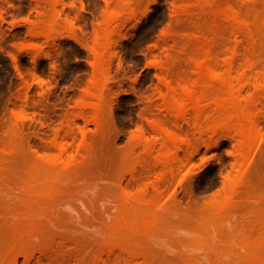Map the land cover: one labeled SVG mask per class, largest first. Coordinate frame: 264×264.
<instances>
[{
	"label": "rangeland",
	"instance_id": "obj_1",
	"mask_svg": "<svg viewBox=\"0 0 264 264\" xmlns=\"http://www.w3.org/2000/svg\"><path fill=\"white\" fill-rule=\"evenodd\" d=\"M260 1L230 0L251 22L260 19L258 10L264 14ZM202 16L188 0H0V171L30 166L36 150L48 153L56 139L69 142L67 161L79 171L55 187L34 184L24 172H0V264H264V106L256 112L263 137L243 159L234 133L208 135L206 120L199 133L193 114L181 117L166 97L167 82L193 74L184 59L195 39L200 33L212 37ZM222 21L228 36L221 34L225 49L218 46L228 53L237 38L226 28L231 21ZM263 34L254 52L246 41L240 47L241 58L252 55L261 69ZM95 80L109 89L102 125L81 117L100 102L87 95ZM153 122L166 124L178 138L169 142ZM167 141L168 171L157 158ZM49 190L62 196L36 207L35 197ZM144 193L155 199L154 216L146 235L128 241L116 228ZM41 212L49 231L45 226L40 233L48 231V238L38 232L33 237L35 230L22 242L14 223Z\"/></svg>",
	"mask_w": 264,
	"mask_h": 264
},
{
	"label": "bare ground",
	"instance_id": "obj_2",
	"mask_svg": "<svg viewBox=\"0 0 264 264\" xmlns=\"http://www.w3.org/2000/svg\"><path fill=\"white\" fill-rule=\"evenodd\" d=\"M193 1H195L196 4L201 9V12L203 15L201 19L204 22V23L202 22L203 24H201V25L207 26V29L208 28L210 29V31L212 33V37L209 35L210 36V38H209V36L208 37L204 36L205 33H203V34L200 33V35H199L200 37H198V39H195L197 41L194 40L196 42V44H194L195 45L194 48L191 49L190 52H187V53H189L188 55L185 54V56H187V58L184 59L187 63V66L190 67L189 70L190 69L192 70L193 74H190V75L191 76L194 75V78H192L191 76H189L187 74L182 77V75L180 74L181 77H179L180 79L177 80V82H173V80H170L171 82H167V84L165 83L167 86L166 89L168 90L167 91L168 95L166 96L168 98L167 101H169V103L170 102L172 103L175 110L180 115H182L181 117H183L187 114H193V116H194L193 119H195L194 125L199 130V133H200V131L203 132V129H204L203 122L205 120L208 122V124L206 125L207 130H205V129L204 130L206 131V133H208V135L210 134L212 136H215V135H219V134L225 135V134H233L234 133L239 139L240 149L242 152V154L240 153L241 158L245 159L247 157L248 153H249V155L252 153L253 149H255V147L257 146V143L259 144L258 141H261L259 139H262L261 137H263V131L261 128V123L259 122V120L257 118L256 112H258V111L263 112L261 107L263 108V106H264V70H262L264 68H263V66H262V69L260 68L261 66L259 67L258 62H257L259 59H254L255 57L253 58L252 55H251L252 57L250 55H249L250 57H246L247 56L246 55L245 58L243 57L244 59L241 58V56H243V55L240 54V51H241L240 47H241L242 43L244 41H246L249 44L248 47L251 46V51H253L252 49H254V48L256 49L255 44L256 45L258 44V42H259L258 40L260 38L261 33L262 32L264 33V23L263 24L259 23L260 20H261V22L262 21L264 22V18H263L264 16L261 17V15L263 14V12H261V11H263V9L260 10V12H259V10L257 12L258 15H260L262 13L260 15V17L258 15L256 17V18H258V17L260 18L258 20L259 22L258 21L257 22H251V21H253V19L251 21H249V20H247L248 19L247 16L244 15L245 18L242 17L241 16L242 13H240V12L238 13V11L235 10V9H237V8H235L236 5L234 4L235 6L233 7V4L230 2V0H188V2H191V3ZM261 1H263V0H261ZM256 2H257V0H256ZM256 2L254 3V5L258 4ZM263 8H264V6H263ZM238 10H239V8H238ZM119 16L120 15L117 14V16L115 15L114 17H112L110 20V23H114L115 20H118ZM261 18H263V19H261ZM222 19H225L226 21H231V22L226 24V28H228L227 26H229L231 28L230 31H233V33L230 32L229 34L232 33V35L234 34L235 36L234 35L233 36L237 38V41H236L237 45H235V47L233 46L234 48L231 47V49H228L229 50L228 53L224 52L225 50L221 49L223 46V44H222L223 42H221V39H222L221 34L223 33V25H224V23H222L223 22ZM255 20H257V19H255ZM204 26H203V28H204ZM203 28H201V29H203ZM226 30H227V32L229 31L228 29H226ZM226 30H224V31H226ZM201 34H202V36H201ZM223 34L226 35V33H223ZM226 36H228V35H226ZM236 38H234V39H236ZM238 38H241V39H238ZM263 38L264 37H262V40H263ZM223 39H226V38L224 37ZM226 40H224V41H226ZM194 41H193V43H194ZM229 41H231V40L229 39ZM229 41L228 42L226 41L227 43H229V45H227V46H231V44H230L231 42H229ZM219 42H221V44H222V45L220 44L221 48H219V46H218ZM261 44H263V43H261ZM191 46H192V44H191ZM225 46H223V49H225L224 48ZM187 47H186V49H187ZM216 47L219 48L220 50H222L223 53H225V57H224L223 53H222L223 55H221L224 57V58L222 57L223 59L220 57V53L216 50ZM249 49L250 48H248V51H249ZM187 51H189V50L187 49ZM226 51H227V49H226ZM251 51L249 53H252ZM183 58H185V57H183ZM258 58H260V57H258ZM242 59H243V63L241 64L239 62ZM262 60L264 62V59H261V61ZM221 61L226 67V68L224 67L225 71L222 73L220 72L221 68L219 69ZM182 62H183V60H182ZM222 63H221V65L223 67ZM237 64L242 65V66H240L241 68H239V69H241L240 71L239 70L236 71ZM261 64L263 65V63H261ZM182 65L183 64H181L180 66H182ZM257 65H258V68L261 69V71L257 70ZM183 66H186V65H183ZM184 68H186V67H184ZM189 70H186V71L188 72ZM255 70H257V71H255ZM98 71L101 72L102 70L99 69ZM186 71H185V73H186ZM248 71L256 72V73L253 72V74L255 76H251V75L248 76V73H247ZM182 73H184V72H182ZM189 73H190V71H189ZM167 81H169V80H167ZM100 83L98 81H96L94 83L93 89H91L87 92V95L90 96V98H93V99L95 98V100L98 99V101L100 100V102H98V104L90 105V107L93 109V112L92 113L84 112L81 114V117L86 119L88 122L91 121V123L94 122V124H100L101 123V125H102V122H103L102 119H104V118H102L103 117L102 112H104V111H102L103 105L101 106V104H104L103 98H105L104 97L105 92L107 90L109 91V89L105 88L104 85H106V84L101 85ZM250 87L254 88L253 89L254 93L250 94L249 96H245L246 89L248 90V88H250ZM251 89H250V91H251ZM209 102L213 105V106H211V104H210V106H209L212 108V110L214 107V113H211V111H209V110H211V108L210 109L208 108ZM173 112H174V110H173ZM191 116L192 115H190V117ZM191 118H190V120H191ZM188 120H189V117H188ZM153 123L151 124L152 129L157 130L159 133H161V135H162V133L167 135L166 137L169 139V142L170 141L173 142L178 138V136L176 137L174 134L170 133L171 131L170 132L168 131V127L165 126L166 124L165 125L159 124V122L158 123L156 122L154 124ZM188 124L192 125L193 120H192V123H188ZM205 124L206 123L204 122V125ZM206 126H205V128H206ZM85 134H86V132H83V134H81V136H82V138H84V140H86ZM78 135L79 134L77 133V136H76L74 129L70 130V136L73 139L77 140V137H79ZM213 138H211V139H213ZM209 140H210V138H209ZM143 142H145V141H143ZM139 143H140V141H139ZM147 143H148V141L145 144H147ZM167 143H168V141H167ZM167 143L164 142L163 146H161L164 149L163 150L164 152L162 153L164 155V157H162L163 155L161 156V153H160V156H157V158H159V162L157 161L159 163V167L162 165V167L167 168L166 171H168V167H169L170 162H171L170 161L171 158L168 157V155H165V152H166V150H168V145H169V143L168 144ZM84 144H85V142H84ZM154 144L156 145V143H154ZM150 145H152V143ZM50 146H52V147H50L52 149L48 153L47 152L44 153V151L42 153V151L40 152L39 150L38 151L36 150L35 159L34 160L31 159L32 163L30 164V166L27 167V165H26V167H23V169L21 167L20 168L16 167V169H14L15 167L14 168H11V167L6 168L5 167L1 171L3 172V174H5L4 172H11V174L13 172L18 173L19 171L21 172V174L24 172V174L26 173L28 175L31 182H33L34 184L41 185V186L50 185V186L55 187L56 185H59V184L70 183V181L72 182V180H71L72 177L76 176L79 173V171L77 170L78 168L76 169L74 167H73V169H75V170L73 171L71 166H70V163L67 161V159L69 157V142H67L65 140L60 141V140L56 139V140H54L53 144ZM21 147L20 148L22 150L23 146L21 145ZM164 147H166V150ZM20 148H19V150H20ZM146 148H148V145ZM148 149L152 150V152H154V150H156V148H154V146H152V147L149 146ZM24 150H25V148H24ZM17 151H18V147H17ZM19 152H21V151H19ZM23 152L25 154V151H23ZM23 152L21 155L24 156ZM147 152H148V150H147ZM14 154H16L15 157H18L17 156L18 153L14 152ZM13 155L10 157H13ZM151 155H153V153H151ZM243 161H245V160H243ZM157 162H156V164H157ZM156 164H155V167L157 166ZM153 166H150L149 169H151V167H153ZM149 169H148V171H151ZM161 169H163V168H161ZM169 170H170V168H169ZM163 171H164V169H163ZM151 172H153V171H151ZM168 173H171V172H168ZM160 176L163 177V175H160ZM73 179L76 182L75 178H73ZM161 179H159V180H161ZM163 180H164V178H163ZM74 181H73V183H74ZM158 189L156 188V190H158ZM143 191H144V189H143ZM147 191L148 190H146V192ZM236 191H237V189H236ZM145 193H144V195H145ZM148 194L146 193V195H148ZM60 195L61 194H58V193H56L54 191H50V190L45 192V193H40L38 196L35 197L34 203H36V202L37 203L34 205L38 208H39V206L45 207L46 202L50 201V200H51V203L49 202L50 205H53L52 201L54 202L55 198L58 196H59L58 198H60ZM146 195L145 196L142 195V197H140V195H139L140 199H139V197H137L138 199L137 198H136V200L134 199L133 202H131L129 200V202H127V203H130V202L131 203H130V206H127V208L124 205L125 206L124 208H126V210L124 212L125 215H123V214H121V215H123L124 219L123 218L122 219H123V221L124 220L125 221H124V223H122V226L120 229L119 228H116V229L122 230L123 236L128 241H130V240L133 241V240H136L138 237H140L138 235H141L144 232V229L148 226V225L146 226V224L149 221V218L154 216L153 211H152L154 208L152 209V207L155 203L152 200H155V199L150 200V197L148 199V196H146ZM55 203H56V201L54 202V204ZM152 203H154V204H152ZM225 203L226 202H224L223 204L225 205ZM37 205H39V206H37ZM47 205L49 206V204H47ZM221 206L219 208H221ZM41 213L32 214L28 218H24V221H25V219L28 220L24 224H23V222H20V221L16 225H15L16 222L14 223L13 230H15L17 232L18 236L21 237L22 242H23L22 237H24L26 235L25 238L26 237L28 238L30 233L35 232V230H37V231L33 234V237H35V234L37 232L39 234L45 235V233H42V232L40 233V230L44 231V227L46 226L44 224L47 222L45 220V218L43 217V213L42 214ZM220 213L224 214L225 212H223V213L220 212ZM156 214L157 213L155 212V215ZM124 216H127V217L125 218ZM157 217H158V214H157ZM158 218H156V219H158ZM20 219H18V220H20ZM39 219H41L42 221L44 220V221L41 223V220H40V223H38L37 221ZM122 219H120V220L122 221ZM152 220H155V217ZM155 222L157 223L156 220H155ZM155 222H153L154 223L153 225L151 224L152 228L155 225ZM19 223H21V224H19ZM149 223L150 222H148V224ZM41 224H43V225H41ZM38 225H40V228H38L39 227ZM151 225H150V227H151ZM261 225H263V227H264V224H260V228H263V227H261ZM42 227H43V229H42ZM46 229H48V226L45 227V230ZM118 230H117V232H118ZM148 230H151V228L149 229V227H148ZM260 230H262V229H260ZM48 231H49V229H48ZM48 231H46L47 234H49ZM262 231H260V233H263V235H264V231L263 232ZM148 232H150V231H148ZM148 232H147V234H148ZM39 234H36V235L39 236ZM46 235L44 237L48 238V236H46ZM144 235H146V233ZM119 237H121V236H119ZM261 237H259V238H261ZM140 238H142V237H140ZM259 240H261V239H259ZM262 240H264V239H262ZM262 240H261V242L264 243V241H262ZM138 241L140 242L142 240L140 239ZM138 241H135V242H138ZM259 243H260V241H259ZM131 244L132 243H129V245H131ZM124 245L128 247V245L126 243ZM136 246L139 247V245H136ZM136 246H135V249H136ZM130 247H132V246H130ZM128 248L125 249V247H124V250L127 252ZM133 250H134V248H133ZM137 252H136V254H137ZM129 253H130V251H129ZM136 254H135V256H137ZM131 256H133V255L131 254ZM126 262L128 263V261H126ZM123 263H125V262L122 261V264ZM117 264H119V263H117Z\"/></svg>",
	"mask_w": 264,
	"mask_h": 264
}]
</instances>
